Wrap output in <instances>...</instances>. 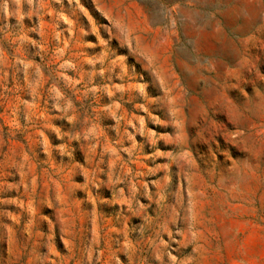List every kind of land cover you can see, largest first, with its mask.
Wrapping results in <instances>:
<instances>
[{
    "label": "rangeland",
    "instance_id": "374dc122",
    "mask_svg": "<svg viewBox=\"0 0 264 264\" xmlns=\"http://www.w3.org/2000/svg\"><path fill=\"white\" fill-rule=\"evenodd\" d=\"M0 264H264V0H0Z\"/></svg>",
    "mask_w": 264,
    "mask_h": 264
}]
</instances>
